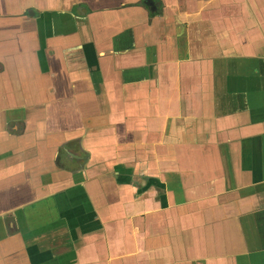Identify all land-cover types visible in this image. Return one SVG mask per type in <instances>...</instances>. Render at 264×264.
Wrapping results in <instances>:
<instances>
[{"label": "crops", "instance_id": "obj_1", "mask_svg": "<svg viewBox=\"0 0 264 264\" xmlns=\"http://www.w3.org/2000/svg\"><path fill=\"white\" fill-rule=\"evenodd\" d=\"M262 25L248 0H0V264H264Z\"/></svg>", "mask_w": 264, "mask_h": 264}, {"label": "rangeland", "instance_id": "obj_2", "mask_svg": "<svg viewBox=\"0 0 264 264\" xmlns=\"http://www.w3.org/2000/svg\"><path fill=\"white\" fill-rule=\"evenodd\" d=\"M253 5H257V10H259L260 9V1L258 0H248V10H249V20L250 21H254V22H256V23H258V25H260L261 27H263V25H262V23H263V20L264 19H261L259 16H258V12H257V10L254 8V6ZM253 25H255L254 23H253ZM263 32H264V30H262ZM83 181H84V179H83ZM146 191V190H145ZM144 191V192H145ZM236 191H240V189H237V190H235V191H233V192H236ZM143 192V193H144ZM139 193V192H138ZM221 194H223V192H221ZM139 195H142V194H139ZM94 200H95V198H94ZM88 202H90V203H88L89 205L90 204H92L91 203V201H88ZM83 204H84V202H83ZM90 212H86L85 211V209H83V215L85 216V218H86V215H87V217H88V219L90 220V219H94V218H96V214H95V212H94V209H93V207H92V205L90 206ZM98 224H100V230H101V227H102V224L100 223V222H97ZM262 224H264V222L262 223ZM94 232H95V230H94ZM85 233V230H83V235H85L84 234ZM90 233V232H89ZM249 239V238H248ZM90 239L89 240H84L83 239V249L85 250V252H87V253H89L90 255L92 254V255H94V253H93V251H95L96 249H98V245H96V244H94V243H90ZM84 245H87L88 246V249L86 250L85 249V247H84ZM93 245V246H92ZM30 247L29 248H27V255H28V258L30 259V262H31V264H48V262L50 261V260H45L44 258H43V255H41L37 260L35 259V256L32 254V253H29V251H30ZM33 249H37V248H32V250ZM39 251V250H38ZM76 257V256H75ZM95 257V256H94ZM51 259V258H50ZM75 260H77V257L76 258H74V259H72L71 260V263H73V261H75ZM50 264H52V263H50Z\"/></svg>", "mask_w": 264, "mask_h": 264}, {"label": "water", "instance_id": "obj_3", "mask_svg": "<svg viewBox=\"0 0 264 264\" xmlns=\"http://www.w3.org/2000/svg\"><path fill=\"white\" fill-rule=\"evenodd\" d=\"M149 4L151 5V3L149 2ZM151 7H153V6H151Z\"/></svg>", "mask_w": 264, "mask_h": 264}, {"label": "trees", "instance_id": "obj_4", "mask_svg": "<svg viewBox=\"0 0 264 264\" xmlns=\"http://www.w3.org/2000/svg\"><path fill=\"white\" fill-rule=\"evenodd\" d=\"M156 13H159V10H158V12H156Z\"/></svg>", "mask_w": 264, "mask_h": 264}]
</instances>
